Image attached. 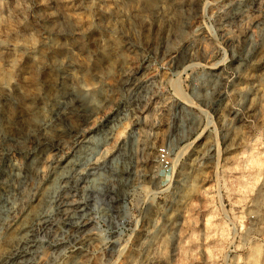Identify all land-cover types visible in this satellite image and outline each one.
<instances>
[{"label": "rangeland", "instance_id": "obj_1", "mask_svg": "<svg viewBox=\"0 0 264 264\" xmlns=\"http://www.w3.org/2000/svg\"><path fill=\"white\" fill-rule=\"evenodd\" d=\"M0 264H264V0H0Z\"/></svg>", "mask_w": 264, "mask_h": 264}, {"label": "bare ground", "instance_id": "obj_2", "mask_svg": "<svg viewBox=\"0 0 264 264\" xmlns=\"http://www.w3.org/2000/svg\"><path fill=\"white\" fill-rule=\"evenodd\" d=\"M178 82V81H177ZM61 178H63V177H61ZM63 180V179H62ZM192 187H193V185H191V189H192ZM195 187V186H194ZM22 224V223H21ZM29 229V228H28ZM12 234V233H11ZM14 234V233H13ZM20 234V233H19Z\"/></svg>", "mask_w": 264, "mask_h": 264}]
</instances>
